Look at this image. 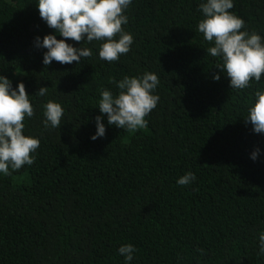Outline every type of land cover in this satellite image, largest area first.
<instances>
[{"label": "trees", "instance_id": "1", "mask_svg": "<svg viewBox=\"0 0 264 264\" xmlns=\"http://www.w3.org/2000/svg\"><path fill=\"white\" fill-rule=\"evenodd\" d=\"M200 2L133 0L126 55L108 63L85 43L93 55L80 64L44 68L34 39L54 30L36 0H0V75L33 94L24 132L40 138L32 165L0 176V264H125L117 249L128 243L130 264H264V134L244 120L264 74L230 89L196 31ZM230 11L264 36V0H234ZM145 71L160 80L147 127L129 132L105 118L104 137L91 140L99 90ZM41 86L46 97L35 95ZM47 100L62 105L61 127L43 128ZM188 171L196 180L178 185Z\"/></svg>", "mask_w": 264, "mask_h": 264}, {"label": "clouds", "instance_id": "2", "mask_svg": "<svg viewBox=\"0 0 264 264\" xmlns=\"http://www.w3.org/2000/svg\"><path fill=\"white\" fill-rule=\"evenodd\" d=\"M133 0H36L40 18L54 31L36 36L34 46L46 49L42 64L48 67L53 61L60 64H80L82 59L93 55V48L83 44H94L98 59L112 63L126 55L133 45L131 32L127 25L126 14ZM234 0H201L198 10L201 19L196 31L209 43L207 55L216 59L214 66L228 79L230 89L244 90L251 82H261L264 74V36L249 31L245 21L230 11ZM57 36L61 39H57ZM68 40L82 42L74 47ZM218 81L220 74H214ZM116 91L108 88L99 90L95 117V133L91 140L102 138L107 125L134 132L147 127L145 117L157 107L160 100L156 89L160 83L157 74L145 71L142 75H124L114 82ZM48 88L41 86L35 92L38 97H46ZM24 83L17 82L13 87L11 80L0 75V176L11 174V170H20L32 165L40 138L26 135L25 119L34 115ZM42 125L45 130L61 127L64 109L59 102L47 100L42 104ZM245 123H250L252 131L264 134V88H257L247 107ZM260 149H255L250 158L255 161ZM196 176L188 171L180 176L176 183L181 186L191 184ZM117 252L124 258L125 264L133 260L136 249L128 243L122 244ZM258 256H264V230L258 234Z\"/></svg>", "mask_w": 264, "mask_h": 264}]
</instances>
